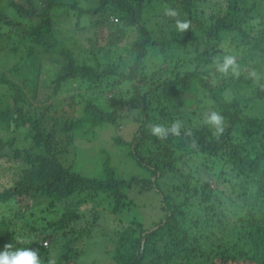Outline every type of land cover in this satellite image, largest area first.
Listing matches in <instances>:
<instances>
[{
	"label": "trees",
	"instance_id": "16d2710c",
	"mask_svg": "<svg viewBox=\"0 0 264 264\" xmlns=\"http://www.w3.org/2000/svg\"><path fill=\"white\" fill-rule=\"evenodd\" d=\"M89 1L0 0V52L34 67L19 83L0 73V169L14 179L0 191V204L13 210L0 219V251L11 244L37 250L42 264H78L75 243L97 222L82 202L103 194L112 214L126 216L135 189L153 192L161 215L149 217L148 229L133 218L117 230L104 251L115 264H264V0ZM165 7L189 30L179 32ZM69 29L75 35L64 37ZM43 56L49 66L62 61L48 84L40 81ZM225 56L238 76L217 71ZM70 91L65 104L79 117L51 104ZM212 111L224 117L219 136L204 123ZM126 117L137 126L131 140L113 141L149 176H118L108 155L101 178L73 171L65 156L75 131L90 136ZM176 120L179 136L151 134L152 124Z\"/></svg>",
	"mask_w": 264,
	"mask_h": 264
},
{
	"label": "rangeland",
	"instance_id": "374dc122",
	"mask_svg": "<svg viewBox=\"0 0 264 264\" xmlns=\"http://www.w3.org/2000/svg\"><path fill=\"white\" fill-rule=\"evenodd\" d=\"M14 1L20 2L23 0ZM214 1L215 3L217 2V0ZM80 2L85 6L89 5L90 1L80 0ZM210 10L211 9L209 8L206 9V11ZM54 13L56 14V11ZM57 15L59 14L57 13ZM71 16H74L73 11H70V17L68 18L69 22L72 18ZM87 22L88 18L86 16L81 18L82 26H85ZM113 22L117 23L114 20ZM68 24L69 23L65 24L64 26H67ZM71 24L73 25V22ZM67 27L69 28V26ZM91 31V29H87L85 36H89V32ZM125 31L127 32L125 40L127 42H130V40L135 35L134 30H132L131 28H126ZM75 32L76 30L69 29V31L65 33L64 37H72V35H75ZM76 39L80 41L78 37H76ZM82 42H78L79 46ZM1 44V51H5L7 43L2 41ZM69 45L72 46L70 48L71 50H73L74 55L77 56L79 51L77 45H72L71 42L69 43ZM223 46H225L223 49L227 51L228 44L224 43ZM183 47L187 52L191 51L190 47ZM51 60H54V58H52ZM56 60H58L59 63L56 64L51 62L49 66L47 61L44 60V56L41 57L42 65L44 66V74H42L40 78L41 82L45 81V84H48V82L56 78V75L61 70L62 66L61 58H56ZM17 67H21L20 71L25 74V77H21V75L16 76L17 72L15 69ZM33 70L34 67L31 66V64L28 62H21L18 58V55H12L10 53L6 55L3 52H0V73L4 72L5 74H7L8 79H10L11 82L19 83L18 79L26 77L31 78L30 71ZM70 85L71 84H69V86ZM1 88L3 92H8L7 88L3 86H1ZM10 92L11 91H9V93ZM73 92L74 91H70L68 94H60L57 98H54L52 100L51 104L57 103L60 107L64 106L65 109L70 112V116L73 115L79 117V112H76L74 109L70 110L65 104L66 100H69V95L73 94ZM42 96L43 94L41 95V98L38 100V102H41L44 99ZM185 97L190 99L191 104L195 99L193 95H185ZM38 111L41 112L42 110L38 109ZM121 113L122 115L126 114L129 118L133 114L131 113L130 115H128L126 109H122ZM58 115H60V112L55 113L54 116ZM127 117L123 121H120L123 122V124L121 123V125L119 124V126H117V124L120 122L115 125L102 124L100 126L92 128V132L94 134L90 136H83L82 132L77 129L73 135L74 139L72 145H70L69 147V152L65 156V160L71 165L72 170L86 177L101 178L103 175L102 163L106 155H108L110 157V166L116 170L118 176L124 179H129L133 176H136L138 178L148 177V172L144 168L139 167L134 159H132L128 155V148L121 144H115L113 141L117 136H120V138H122L124 141L131 140L132 134L134 130H136L137 126L133 122L129 121ZM0 162H2L4 168H6L4 160L1 159ZM186 165L188 166L186 167L187 170H190L189 168L195 167V164H193V162H189ZM2 173L3 172L0 169V191L3 189V187H10L12 181L14 180L11 176L6 179V177H3L4 173L3 175H1ZM127 194L129 200H131L132 205H128V207H126V216H122L120 213L112 214L110 212V202L106 201V198L103 194H99V196L95 198L94 202H82L83 205L88 206L89 210L94 209L93 211H96L95 215L97 216V222L95 225L91 224L90 227H88L89 235H82L83 238L78 241V243H75V247H78L83 251L79 258L78 264H115L112 260H109L104 251H106L108 247H111L115 243L117 230L126 228L129 225V221H132L133 218L137 219L139 224L143 225L145 229H148V223L150 219H155L161 215L158 209V200L156 199L153 192H143L142 194H139L137 190L132 189L128 191ZM12 212L13 210L11 207L7 206L6 204H0V219L2 217H5V215H11ZM150 216L151 218H149ZM154 228L155 227H153L152 229Z\"/></svg>",
	"mask_w": 264,
	"mask_h": 264
},
{
	"label": "clouds",
	"instance_id": "9594fccd",
	"mask_svg": "<svg viewBox=\"0 0 264 264\" xmlns=\"http://www.w3.org/2000/svg\"><path fill=\"white\" fill-rule=\"evenodd\" d=\"M164 15L170 18H175V27L179 32H185L190 28V21L179 19L178 10L165 7ZM217 71L227 75L231 70L234 76L239 75L238 66L232 56H225L223 62H217ZM255 75V74H253ZM204 123L214 129L215 135L219 136L224 132V117L215 111L205 115ZM182 128V122L176 120L170 126L154 123L150 127L151 134L158 139H166L169 134L179 136ZM11 244H6L4 250L0 251V264H42L37 250L30 248L12 250ZM51 264H55L52 261Z\"/></svg>",
	"mask_w": 264,
	"mask_h": 264
},
{
	"label": "built area",
	"instance_id": "2783aa9c",
	"mask_svg": "<svg viewBox=\"0 0 264 264\" xmlns=\"http://www.w3.org/2000/svg\"><path fill=\"white\" fill-rule=\"evenodd\" d=\"M44 245H46V243H44Z\"/></svg>",
	"mask_w": 264,
	"mask_h": 264
}]
</instances>
